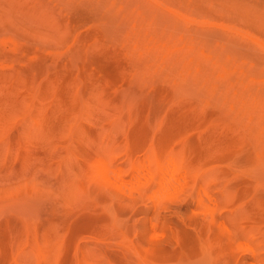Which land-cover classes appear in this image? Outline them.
Segmentation results:
<instances>
[{
	"label": "rangeland",
	"instance_id": "374dc122",
	"mask_svg": "<svg viewBox=\"0 0 264 264\" xmlns=\"http://www.w3.org/2000/svg\"><path fill=\"white\" fill-rule=\"evenodd\" d=\"M0 264H264V0H0Z\"/></svg>",
	"mask_w": 264,
	"mask_h": 264
},
{
	"label": "bare ground",
	"instance_id": "6f19581e",
	"mask_svg": "<svg viewBox=\"0 0 264 264\" xmlns=\"http://www.w3.org/2000/svg\"><path fill=\"white\" fill-rule=\"evenodd\" d=\"M177 169V168H176ZM174 171H175V169H174ZM173 175V174H172ZM164 182V181H163ZM166 184V183H165Z\"/></svg>",
	"mask_w": 264,
	"mask_h": 264
}]
</instances>
